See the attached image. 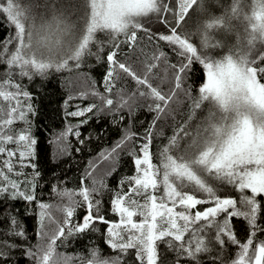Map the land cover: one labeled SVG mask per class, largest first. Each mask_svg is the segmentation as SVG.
<instances>
[{"label": "snow or ice", "instance_id": "1", "mask_svg": "<svg viewBox=\"0 0 264 264\" xmlns=\"http://www.w3.org/2000/svg\"><path fill=\"white\" fill-rule=\"evenodd\" d=\"M213 4L222 9L219 14L210 11ZM0 16L10 29L0 40V65L5 68L0 79V197L36 203L39 208L37 234L47 243L26 250L33 264H69L72 259L78 264H123L130 249L136 264H164L161 242L178 254L175 264H181V256L184 264H202L208 255L212 264H264V238L258 236L264 234V0H230L227 5L220 0H0ZM149 17L163 30L145 27L142 21ZM138 32L167 48L146 54L139 72L118 59L128 54L122 53V45L129 52L137 48ZM100 33L104 40L98 39ZM169 53L177 63L171 62ZM86 57L108 65L103 81L107 95L91 93L101 100L100 110H131L129 101L138 94L152 101L149 110L156 113L138 151L129 152L135 174L122 178L110 199V211L118 221L101 213L107 185L93 177L98 163L89 162L78 189L53 188L57 205L37 200L38 171L31 180L18 179L25 175L22 169L36 168L37 144L31 131L32 94L21 81L79 69ZM161 62L162 78L153 74ZM194 64L202 67L205 76L195 96L186 87ZM169 70L171 88L163 92L152 80L169 82ZM119 72L130 77L137 90L125 96L121 88L114 101L111 93ZM185 101L187 117L160 148L159 162L153 163L156 120L173 115L170 104ZM97 108L93 103L67 115L82 117ZM198 111L202 115L192 124ZM17 124L22 127L17 129ZM69 135L79 138L80 133L72 126L61 131L56 141L60 151H66L63 141ZM135 135L126 134L101 152L100 161H115ZM112 171L114 166L108 174ZM229 187L239 195L225 191ZM198 205L207 207L197 209ZM77 207H84L86 214L82 222L74 223L71 218ZM53 209L62 213V220L53 217ZM235 218L245 222L244 242L237 238ZM45 221L56 225L51 234L45 231ZM8 223L6 237L27 240L14 216ZM97 223L107 226L105 243L119 255L104 256L97 246L86 256L57 253L58 240L98 231ZM226 245L238 249L228 260L222 255ZM15 247L0 240V264H8V251Z\"/></svg>", "mask_w": 264, "mask_h": 264}, {"label": "trees", "instance_id": "2", "mask_svg": "<svg viewBox=\"0 0 264 264\" xmlns=\"http://www.w3.org/2000/svg\"><path fill=\"white\" fill-rule=\"evenodd\" d=\"M23 2V0H22ZM230 0H220L221 5H227ZM247 3V0H245ZM210 11L219 14L222 9L216 7L214 4L210 7ZM246 11L250 14L251 5H248ZM145 27H150L153 32L158 28L163 30V26L154 17L145 18L142 21ZM239 28L238 22H233ZM10 31L6 26L4 19L0 16V40H2ZM98 39L104 40L105 35L98 34ZM259 48L260 45L257 44ZM143 49V52L139 51ZM153 49H162L167 51L166 46L161 42L157 44L155 40L149 41L144 32H138L137 48L132 52L122 45V53L127 55H120L118 59L131 65L133 70L140 71L141 63L146 58V54L150 55ZM95 51V48H93ZM108 49L105 48V53ZM169 58L172 63H177V59L171 53ZM164 64L161 62L159 68L154 70V75L160 78L163 77ZM108 70V65L103 60L97 61L94 57H86L82 66L79 69L71 71L51 72L46 77H35L31 81L24 79L21 81L26 86L27 90L32 94V101L35 108V114L31 116V131L33 137L36 139L35 157L33 163L36 168H26L24 176L18 177L24 180L32 179L34 171L39 172V177L35 179V194L38 201L57 205L60 203L53 188L78 189L80 187L81 178L86 169L89 167V162L97 164L93 177L96 179H103L107 185L104 190L101 200V213L106 218L118 221V217L110 211V199L114 191L118 190V182L124 177H130L135 174L134 157L129 154L132 149L138 151V145L143 143L144 136L147 129L152 124L156 115L155 112L149 110L151 100L140 97L138 94L129 101V107H124L120 111H113L102 107L101 100L92 95L93 91L105 93L104 77ZM5 72L4 66L0 65V79L3 78ZM171 70L168 72L169 82L161 83V79H153L154 86H159L161 91L168 92L171 88ZM17 79V77H14ZM205 79L203 69L200 65L194 64L192 71L188 74L186 87L192 89V95L197 94L198 86ZM115 87L112 90L111 98L116 101L119 99V89H124V95H130L136 92L137 85L125 73L119 72L118 79L115 80ZM85 93L86 98L81 96ZM107 95V94H106ZM181 100H184L182 94L178 93ZM71 97V99L69 98ZM67 101V103H65ZM97 104L98 108L93 112L87 113L82 117H73L67 115L72 112L73 107L77 104L89 105ZM116 105H113V109ZM169 108L172 110V116H164L156 120L155 129L152 133L151 152L153 163H158V153L160 148L165 145L173 133V130L179 125L188 115V102L181 104H170ZM202 113L197 112L196 120L192 121L195 124L201 117ZM90 117V118H89ZM121 117H123L121 119ZM87 120L86 123L80 122ZM72 126L74 131L80 133L79 138L74 135H69L63 145L66 151H60L57 146V136L65 128ZM17 129L22 125L17 124ZM135 133V137L128 141L122 150L119 151L118 157L115 161L103 160L100 161V153L106 149H111L118 141H120L126 134ZM83 141L81 143L80 141ZM115 167V171L110 170ZM17 178V177H13ZM85 184L91 186V181L86 180ZM126 190V187L125 189ZM230 194L234 193L230 187L225 189ZM207 205H198L197 209H203ZM195 211V210H193ZM86 214L84 207H77L75 214L71 218L74 223L82 222V217ZM53 217L59 221L62 220V213L53 209ZM14 216L19 222V226L23 228L27 240H22L19 237H6L5 232L9 230L8 218ZM139 219V218H136ZM39 208L36 203L27 204L22 200H12L8 196L0 197V240L7 239L9 243L16 244L17 247L8 251V264H33V260L27 255L29 247L35 248L38 243H47L46 238L42 241L39 232ZM264 222V221H262ZM234 230L237 238L242 242L245 241V222L239 218L233 220ZM55 224H49L45 221V231L51 234L55 229ZM98 231H88L83 234L73 235L63 242L57 241V253L64 254L68 257L76 254L87 255L88 249L97 246L104 256H116L117 252L111 251L105 243L107 226L101 223L94 225ZM258 236L264 238V234ZM187 239V237H186ZM227 251L222 255L225 260L232 257L238 249L236 246H225ZM159 250L164 264H175L177 253L168 249L164 243H159ZM181 264H184V258L179 257ZM123 264H136L134 260V250H129L126 255L122 257ZM69 264H78L75 259L70 260ZM202 264H212L211 256H204ZM219 264V262H217Z\"/></svg>", "mask_w": 264, "mask_h": 264}, {"label": "rangeland", "instance_id": "3", "mask_svg": "<svg viewBox=\"0 0 264 264\" xmlns=\"http://www.w3.org/2000/svg\"><path fill=\"white\" fill-rule=\"evenodd\" d=\"M85 106H87V105L77 104V105H75V106L73 107L72 112L77 111L78 108H83V107H85ZM10 147H11V146H10ZM25 169H26V168L22 169V171H24Z\"/></svg>", "mask_w": 264, "mask_h": 264}]
</instances>
